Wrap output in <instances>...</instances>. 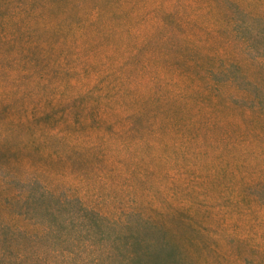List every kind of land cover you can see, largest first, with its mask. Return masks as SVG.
Instances as JSON below:
<instances>
[{"label":"trees","instance_id":"1","mask_svg":"<svg viewBox=\"0 0 264 264\" xmlns=\"http://www.w3.org/2000/svg\"><path fill=\"white\" fill-rule=\"evenodd\" d=\"M1 1L13 35L0 38L16 44L37 26L45 34L43 60L54 65L43 68L48 95L38 115L43 124L30 136L34 149V142L54 137L63 145L51 150L54 163L97 162L99 185L137 171L143 182L152 173L140 169L145 156L168 160L166 153L181 150L212 169L190 181L236 179L235 204L246 201V210L264 216V0H105V9L90 10L85 0ZM199 28L217 35L216 42L195 45ZM37 47L34 41L22 50L33 55ZM186 99L197 111L222 115L185 128L170 112ZM233 123L239 126H226ZM189 164L178 166L198 172ZM34 170L16 177L25 187L12 197L24 225L1 220L0 241L27 236L59 257L57 264L81 257V264H182L163 218L141 210L136 199L106 207L104 195L93 193L99 187L79 179L58 189L42 176L46 169Z\"/></svg>","mask_w":264,"mask_h":264},{"label":"rangeland","instance_id":"2","mask_svg":"<svg viewBox=\"0 0 264 264\" xmlns=\"http://www.w3.org/2000/svg\"><path fill=\"white\" fill-rule=\"evenodd\" d=\"M104 1L85 0L83 9L90 10L96 6L105 9ZM8 8L1 6L0 37L4 34L11 38L13 27ZM81 13L82 9L72 10L70 18ZM32 29V33L26 31L21 35L16 44L15 41L5 43L0 38V221L10 225H24V221L16 214L22 209L12 201L14 192H21L25 187L22 182L18 183L17 178L24 180L34 174V169H46L48 176H42L50 184L60 185L58 189L67 186L66 183L81 179L79 185L82 182L92 189L99 187L93 193L104 195L103 202L106 207L115 208L114 204L127 205L130 200L136 199L141 210L150 209L149 214L162 217L168 230L167 237L177 248L182 264H264V216L255 209L246 210V201L235 204L237 180L226 178L215 184L210 179H194V183L189 180L194 174L201 177L212 173V169L207 168L206 161L199 166L195 165V158L187 156L181 150L175 154L166 153L168 160L157 161L145 156L140 169L145 168L152 173L147 175L143 182L138 181L142 173L137 171L127 179L117 181L115 178L116 180L106 181L105 185H99L98 176L103 168L97 162L84 164L78 161L75 165L66 162L54 163L49 157L51 150L63 148L54 137L34 142L38 149L31 146L30 136L43 124L38 115L48 95L43 89V68L53 64L43 60L41 43L45 34H42V29L37 26ZM194 35L199 41L193 42H197L195 45L200 47L201 43L212 45L216 42L217 35H206L201 28L195 29ZM115 37L113 36L111 41ZM33 40L38 43V47L32 55L22 48L30 47L34 43ZM211 49L204 46L202 51L211 52ZM55 78L53 74L52 79ZM185 102L186 105L183 102L177 104L173 112L165 111V115L170 112L185 128L197 127L204 117L217 118L222 115L221 112L210 111L206 107L202 108L204 111H197L193 99H186ZM46 123L50 125V119L46 120ZM226 126L231 129L239 125L233 123ZM43 141L46 142L44 145ZM201 147L204 149L202 145ZM209 150L215 149L211 147ZM173 159L175 160L172 161ZM150 160L156 163H147ZM189 162L199 169L198 172L189 175L178 166L190 165ZM61 174V179L55 178ZM243 193L245 191L241 190V195ZM102 195L96 200L101 199ZM176 205L183 207L177 209ZM133 227L141 229L142 225L134 222ZM11 238L12 240L7 242L0 241V264H57L60 261L59 257L52 256L45 249L42 250L38 243L32 242L27 236L14 233ZM17 255H23L22 259ZM37 257L40 259L36 260ZM19 259L24 262L19 263ZM80 261L83 262L82 257L78 261L65 264H81Z\"/></svg>","mask_w":264,"mask_h":264}]
</instances>
